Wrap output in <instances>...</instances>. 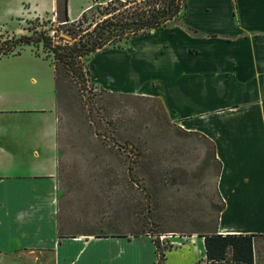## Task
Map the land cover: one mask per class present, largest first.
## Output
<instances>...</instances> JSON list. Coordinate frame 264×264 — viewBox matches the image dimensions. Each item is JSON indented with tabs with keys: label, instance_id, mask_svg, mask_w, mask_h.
<instances>
[{
	"label": "crops",
	"instance_id": "0c3cea01",
	"mask_svg": "<svg viewBox=\"0 0 264 264\" xmlns=\"http://www.w3.org/2000/svg\"><path fill=\"white\" fill-rule=\"evenodd\" d=\"M74 1L67 0L70 21L94 0L79 10ZM55 8V0H0L8 19ZM161 29L143 37H160L155 43L105 50L95 79L113 92L158 99L180 126L207 139L220 165L217 233L264 235V0H202L194 8L187 0L182 24ZM57 108L48 59L29 48L0 57V254L39 252L51 264H73L88 249L82 264H142L144 240L155 264V246L142 235L60 233ZM195 243L167 251L165 263L177 253L204 263L203 237ZM126 246L130 257L119 255Z\"/></svg>",
	"mask_w": 264,
	"mask_h": 264
},
{
	"label": "rangeland",
	"instance_id": "374dc122",
	"mask_svg": "<svg viewBox=\"0 0 264 264\" xmlns=\"http://www.w3.org/2000/svg\"><path fill=\"white\" fill-rule=\"evenodd\" d=\"M85 1L75 0L74 10ZM201 1L188 0V5L194 8ZM62 3L59 0L58 11L51 15L22 11L8 19L0 11V57L29 48L49 58L43 42L35 40L58 34L54 30ZM182 20L183 15L160 31L170 33ZM21 36H30L32 43L18 44ZM154 38L148 42L135 38L124 50L155 43L160 37ZM104 51L91 55L86 62L91 81L85 82L84 89L81 81L70 77L59 80L60 233L96 237L148 233L151 236L141 237L153 244L157 240L165 254L190 242L195 245L202 238L200 234L217 232L219 210L224 206L217 191L220 165L213 156V146L200 134L180 126L158 99L113 92L96 81V63H104L98 57ZM258 244L262 247L257 261L264 264V239ZM139 245L142 264H151L155 259L153 247L144 240ZM89 253L88 249L82 251L73 264H82L79 258L87 260ZM131 254L128 246L123 252L119 250L123 257ZM191 261L190 253L172 254L169 259L170 264ZM0 264H51V257L31 251L1 253Z\"/></svg>",
	"mask_w": 264,
	"mask_h": 264
},
{
	"label": "trees",
	"instance_id": "16d2710c",
	"mask_svg": "<svg viewBox=\"0 0 264 264\" xmlns=\"http://www.w3.org/2000/svg\"><path fill=\"white\" fill-rule=\"evenodd\" d=\"M55 3V11H58L59 0H55ZM61 8L60 18L57 15L58 27L54 32L64 36L43 35L35 40L42 41L51 54L46 59L54 68L57 91L61 76L81 81L84 89L85 82L91 81L86 65L91 55L108 49L127 48L133 39L164 28L184 15L187 0H94L74 21L68 18L67 0H63ZM54 37L58 39L57 42ZM16 42L31 44L32 38L21 36ZM141 235L151 236L148 233L134 236ZM200 236L204 239L206 261L198 264H255V254L258 255V249L262 247L258 240L264 239V235H221L217 232ZM153 242L157 257L155 264H165L164 250L160 249L157 240Z\"/></svg>",
	"mask_w": 264,
	"mask_h": 264
}]
</instances>
